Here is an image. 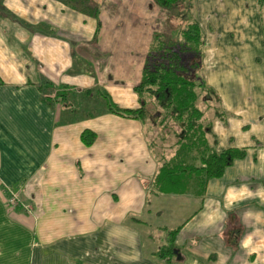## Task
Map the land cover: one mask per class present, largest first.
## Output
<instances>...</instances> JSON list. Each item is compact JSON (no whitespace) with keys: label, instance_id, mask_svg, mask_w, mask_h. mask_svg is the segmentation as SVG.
Returning <instances> with one entry per match:
<instances>
[{"label":"crops","instance_id":"1","mask_svg":"<svg viewBox=\"0 0 264 264\" xmlns=\"http://www.w3.org/2000/svg\"><path fill=\"white\" fill-rule=\"evenodd\" d=\"M96 1L98 19L87 4L1 0L0 264H264V0H191L219 97L207 140L243 154L185 192L155 184L146 121L100 109V89L140 106L169 11Z\"/></svg>","mask_w":264,"mask_h":264},{"label":"trees","instance_id":"2","mask_svg":"<svg viewBox=\"0 0 264 264\" xmlns=\"http://www.w3.org/2000/svg\"><path fill=\"white\" fill-rule=\"evenodd\" d=\"M64 1L70 6H92L91 12L98 19L100 2ZM155 1L181 21L173 23L170 19L164 32L153 33L141 78L134 86L140 106H119L100 89V109L148 123L154 138L151 145L162 158L154 178L159 189L197 191L209 177L220 175L235 156H241L243 149L217 152L207 140L212 120L220 115L219 97L200 74L203 36L199 21L189 18L191 0ZM164 134H174L176 138L165 145ZM81 136L89 142L94 134L87 139L85 130Z\"/></svg>","mask_w":264,"mask_h":264},{"label":"rangeland","instance_id":"3","mask_svg":"<svg viewBox=\"0 0 264 264\" xmlns=\"http://www.w3.org/2000/svg\"><path fill=\"white\" fill-rule=\"evenodd\" d=\"M181 8H182V6H181ZM170 14V16L169 17H171L170 19H171V21H173V23H176V19L174 18V16H173V14H171V13H169ZM174 127H177V125L175 124V126ZM178 129V128H177ZM162 131V130H161ZM148 133H149V139L151 140V142H152V139L154 140V138H153V136H152V132L151 131H149V127H148V131H147ZM162 132H160V134H161ZM163 134V133H162ZM175 134V133H174ZM174 134H171V135H166V134H164V136H163V142L165 143V145H167V144H170L171 142H173L174 140H175V138H176V136L174 135Z\"/></svg>","mask_w":264,"mask_h":264},{"label":"built area","instance_id":"4","mask_svg":"<svg viewBox=\"0 0 264 264\" xmlns=\"http://www.w3.org/2000/svg\"><path fill=\"white\" fill-rule=\"evenodd\" d=\"M7 202L10 207H14L17 204V194L15 191H9Z\"/></svg>","mask_w":264,"mask_h":264},{"label":"water","instance_id":"5","mask_svg":"<svg viewBox=\"0 0 264 264\" xmlns=\"http://www.w3.org/2000/svg\"><path fill=\"white\" fill-rule=\"evenodd\" d=\"M174 252H176V250H174Z\"/></svg>","mask_w":264,"mask_h":264}]
</instances>
